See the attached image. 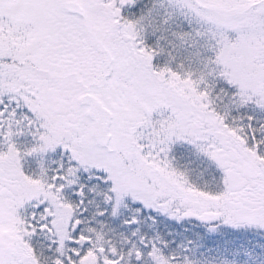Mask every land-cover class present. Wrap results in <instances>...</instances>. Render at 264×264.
<instances>
[{
    "label": "snow or ice",
    "instance_id": "obj_1",
    "mask_svg": "<svg viewBox=\"0 0 264 264\" xmlns=\"http://www.w3.org/2000/svg\"><path fill=\"white\" fill-rule=\"evenodd\" d=\"M0 264H264V0H0Z\"/></svg>",
    "mask_w": 264,
    "mask_h": 264
}]
</instances>
